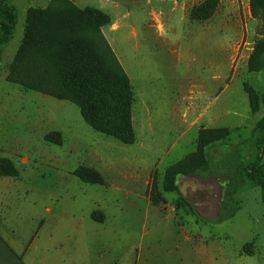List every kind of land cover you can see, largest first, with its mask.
I'll return each mask as SVG.
<instances>
[{"label":"rangeland","instance_id":"1","mask_svg":"<svg viewBox=\"0 0 264 264\" xmlns=\"http://www.w3.org/2000/svg\"><path fill=\"white\" fill-rule=\"evenodd\" d=\"M45 1L7 0L17 23L1 47L0 157L18 175L6 178L7 188L0 177V233H14L23 241L15 243L25 245L38 235L29 246L33 256L57 242L64 255L57 264H264V203L254 181L235 194V215L220 223L196 218L189 204L201 217H214L223 179L182 177L178 193L162 191L165 168L195 149L201 128L230 129L227 139L205 147L214 163L247 164L257 153L264 101L252 113L243 85L264 93V69L247 67L264 35L249 0H219L201 22L189 12L203 0H74L110 18L102 32L133 90L132 144L92 129L72 102L5 79L27 7ZM50 131L61 133V145L44 140ZM81 165L98 171L103 184L79 180L74 170ZM152 179L163 198L158 204L148 197ZM96 210L101 222L90 217ZM249 242L254 254H242Z\"/></svg>","mask_w":264,"mask_h":264},{"label":"trees","instance_id":"2","mask_svg":"<svg viewBox=\"0 0 264 264\" xmlns=\"http://www.w3.org/2000/svg\"><path fill=\"white\" fill-rule=\"evenodd\" d=\"M219 0H203L193 6L189 19H209ZM251 16L261 21L264 35V0H249ZM110 18L104 11L91 7H79L71 0H49L45 8L29 7L26 11L23 37L12 60L7 66L5 79L25 90H34L57 99L68 100L79 108L83 120L95 131L113 137L124 144H132L135 134L132 123L133 90L130 79L102 32ZM17 23L16 8L7 0H0V60L1 45L7 43ZM247 67L250 72L264 69V37L257 40L249 54ZM250 111L260 108L264 93L244 83ZM260 135L256 138V155L247 164L236 162L214 163L205 155V147L225 140L230 135L227 127L201 128L192 152L167 166L163 173L162 191H179L182 177L213 176L223 179V193L217 213L196 218L206 223H220L232 218L240 206L235 194L247 180L254 181L261 190L264 203V116L257 124ZM49 143L62 144V135L50 131L44 135ZM18 171L11 160L0 157V176L16 177ZM74 175L82 182L103 184L101 174L87 166H78ZM148 197L153 204L163 198L151 180ZM181 201L185 197L180 195ZM91 219L101 222L103 214L93 211ZM242 254L253 255L251 242L246 243Z\"/></svg>","mask_w":264,"mask_h":264},{"label":"crops","instance_id":"3","mask_svg":"<svg viewBox=\"0 0 264 264\" xmlns=\"http://www.w3.org/2000/svg\"><path fill=\"white\" fill-rule=\"evenodd\" d=\"M71 1L74 3V0H71ZM45 2H47V3H46V5H43V6H29V7L45 8L47 6L49 0H46ZM29 7H27V9ZM27 9H26V11H27ZM25 16H26V13H25ZM23 30H24V25H23ZM104 35L107 38V35L105 33H104ZM22 37H23V33H22ZM1 47H2V45H1ZM119 62H120V60H119ZM121 65H122V63H121ZM6 73H7V69H6ZM0 177H2L3 182H5V184L3 186H5L6 188L9 187V184L6 182V178H9V177H7V176H0ZM2 224H3L2 219H0V225L3 226ZM40 228L41 229L43 228V223L41 224ZM4 230H5L4 228H3V230L0 229V231H4ZM32 236H34V237H32ZM32 236L30 238V242L25 245L23 243L22 244L21 243H15L17 241H22V240L18 235L14 234V233H0V264H57L58 260L63 261V256H64L63 252L61 250L57 249L58 246H61V245H58L57 242L55 244L52 242L50 245H45L44 249L40 252V254L38 256L31 255V251H30L29 246H30V244H32V242H34L36 240L38 235L36 236V234H35ZM45 237H46L45 240H47V241H53L54 240L53 235L47 234L44 236V238Z\"/></svg>","mask_w":264,"mask_h":264}]
</instances>
